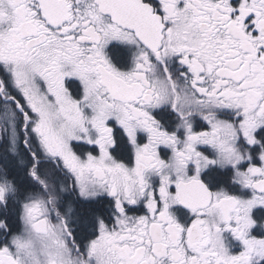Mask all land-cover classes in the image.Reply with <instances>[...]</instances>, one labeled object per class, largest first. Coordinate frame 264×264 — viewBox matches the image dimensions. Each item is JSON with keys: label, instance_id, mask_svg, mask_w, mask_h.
Listing matches in <instances>:
<instances>
[{"label": "snow or ice", "instance_id": "obj_1", "mask_svg": "<svg viewBox=\"0 0 264 264\" xmlns=\"http://www.w3.org/2000/svg\"><path fill=\"white\" fill-rule=\"evenodd\" d=\"M0 264H264V0H0Z\"/></svg>", "mask_w": 264, "mask_h": 264}]
</instances>
